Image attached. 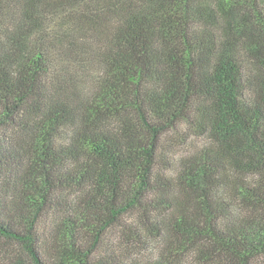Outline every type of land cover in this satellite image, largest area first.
I'll use <instances>...</instances> for the list:
<instances>
[{"label": "trees", "instance_id": "obj_1", "mask_svg": "<svg viewBox=\"0 0 264 264\" xmlns=\"http://www.w3.org/2000/svg\"><path fill=\"white\" fill-rule=\"evenodd\" d=\"M133 216L153 259L108 242ZM187 254L264 258V0H0V264Z\"/></svg>", "mask_w": 264, "mask_h": 264}, {"label": "rangeland", "instance_id": "obj_2", "mask_svg": "<svg viewBox=\"0 0 264 264\" xmlns=\"http://www.w3.org/2000/svg\"><path fill=\"white\" fill-rule=\"evenodd\" d=\"M167 147L170 149V156L179 159L186 156L199 148L204 147L208 143V139L204 136H191L189 131L183 126L182 131L172 132L167 135ZM173 171H169L172 173ZM253 178V176H252ZM124 220L132 226L130 230L120 227L112 229L108 236V242L118 253L123 254L129 259L149 260L155 258L161 251L163 240L156 237L150 227L137 219L124 218ZM182 264H195L194 256L187 254L179 258ZM264 264V258L259 259Z\"/></svg>", "mask_w": 264, "mask_h": 264}]
</instances>
